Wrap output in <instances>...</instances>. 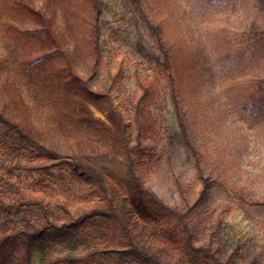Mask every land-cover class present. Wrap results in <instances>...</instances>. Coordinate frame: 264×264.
<instances>
[{"label": "rangeland", "instance_id": "rangeland-1", "mask_svg": "<svg viewBox=\"0 0 264 264\" xmlns=\"http://www.w3.org/2000/svg\"><path fill=\"white\" fill-rule=\"evenodd\" d=\"M101 1L106 7L102 18L103 58L93 70L84 49V11L73 0H0V112L21 117L47 148L94 168L142 240L161 252L167 264H183L177 257L175 232L145 204L138 185L131 180L118 128L103 107L67 88L49 64L27 65L30 56L15 39L27 22L16 10L24 8L31 12L34 22L47 24L73 55L77 71L90 77L95 88L105 82L101 65L114 73L123 61L126 79L114 87L112 97L132 125L131 103L138 93L135 72L151 79L155 76L137 53L136 45L139 36L148 49L152 42L145 27L137 24L129 0ZM173 6L197 64L196 85L207 113L206 138L217 144L228 159V175L221 178L211 200L227 206L223 236L229 252L234 251L233 264H247L253 259L264 262V208L251 204L264 197V106L245 108V99L229 86L233 78L244 81L252 76L264 77V53L255 54L250 48L240 55L246 31L264 24V0H174ZM152 111L159 140L150 141L155 157H142L143 163L152 165L147 179L158 197L181 209L185 202L174 180L186 188L194 175L165 87ZM54 172L53 177L37 178L36 184L50 208L59 199L77 215L99 201L98 197L83 194L85 189L73 185L69 177L62 181L61 171ZM4 230L0 227V232ZM114 248L111 242L89 245L90 250ZM61 250L46 248L33 264H50L49 257ZM96 264L113 263L103 257Z\"/></svg>", "mask_w": 264, "mask_h": 264}, {"label": "trees", "instance_id": "trees-1", "mask_svg": "<svg viewBox=\"0 0 264 264\" xmlns=\"http://www.w3.org/2000/svg\"><path fill=\"white\" fill-rule=\"evenodd\" d=\"M73 1L84 11V49L94 70L103 58L102 18L106 7L101 0ZM129 4L137 24L145 27L152 42L148 49L139 36L136 51L155 74L151 79L135 72L138 93L131 103L132 125L125 120L112 97L114 87L126 79L123 61L118 63L114 73L105 64L101 65L105 82L95 88L90 77L77 71L73 55L48 30L47 24L34 22L31 12L24 8L15 9L27 19L15 39L30 56L27 65L49 64L67 88L103 107L118 128L131 180L138 185L145 204L160 214L175 232L177 257L183 264H233L234 251L229 252V244L223 236L227 206L211 202L215 187L228 175V159L217 144L206 138L207 113L196 85L197 64L174 10V0H129ZM242 45L240 55L250 48L255 54H263L264 24L246 31ZM229 86L245 99V108L264 106V77L252 76L244 81L233 78ZM163 87L170 95L194 175L186 188L174 180L185 202L181 209L166 204L155 194L147 179L152 165L142 161V157L156 155L150 145V141L159 140L152 110ZM166 162L169 163L167 159ZM55 170L61 171L62 181H68L69 177L73 185L85 189L83 194L98 197L99 201L77 215L59 199L50 208L36 190V184L37 178L55 176ZM251 204L264 208V197ZM0 227L5 228L0 232V264H33L37 255L53 247L62 250L49 257L50 264H96L103 257L113 264H167L162 253L133 230L94 168L47 148L29 131L21 117H8L2 112ZM99 241L111 242L115 248L89 249L91 242ZM247 264L264 262L253 259Z\"/></svg>", "mask_w": 264, "mask_h": 264}]
</instances>
